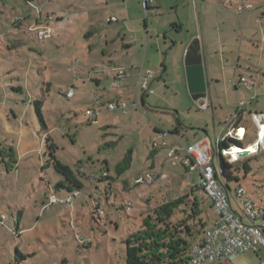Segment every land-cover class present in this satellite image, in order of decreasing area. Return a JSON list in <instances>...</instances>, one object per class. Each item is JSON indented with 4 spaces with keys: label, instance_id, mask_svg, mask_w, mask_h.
Wrapping results in <instances>:
<instances>
[{
    "label": "rangeland",
    "instance_id": "1",
    "mask_svg": "<svg viewBox=\"0 0 264 264\" xmlns=\"http://www.w3.org/2000/svg\"><path fill=\"white\" fill-rule=\"evenodd\" d=\"M5 1L9 6L8 19L5 20V16L0 14V22L5 24L4 27L0 26V102L4 100L13 106L18 119L29 124L27 130L34 133L36 142L32 145L33 151L29 156L22 160L15 159L14 154H11L13 149H10L14 147L12 136L0 132V215L5 216L4 227L0 226V264H125L129 236L142 228L143 218L170 197H183L189 205L193 198L200 202L199 220L203 227H199L196 221L193 222L191 230L195 234L191 242L195 244L201 238L203 230L215 220V214L208 200L203 198L201 190L190 189L189 184L196 178L193 176L188 180L187 169L179 163L166 167V148L159 149L158 157L154 158L152 142L158 136L156 128L165 133L158 142H171V135L185 146L205 137L213 142L224 130L229 119L234 117L232 98L235 92L232 87V92L224 93L223 86L219 87L215 83L208 86L205 97L211 105L208 109H200L198 101H193L188 92L183 60L181 65L182 45L178 43L192 31L197 33L200 28L194 18L196 9H193L189 25L184 24L181 33L170 32L169 26L167 27L173 33L176 45H172L173 39H163L151 31L145 44L146 35L143 33L139 63L142 62L144 48H148V53L153 55L147 56L145 60L146 63L149 60V66L145 64L144 68L160 74V79L154 81L152 94L147 95L146 106L128 109L126 113L109 111L108 115L98 117L96 122H89L84 118V104H74L58 93L60 89L67 88L74 82L71 70L74 61L79 60L83 64L87 53L86 39L82 37L84 31L91 30L96 34L98 47L95 53L98 55L102 38H106L108 44L111 39L115 40L117 46H120L116 26L121 21L107 23L106 20L112 13L118 18V10L101 9L95 14L97 21L93 23H90L91 20H78L66 27L62 38L56 42L36 40L35 44L23 43L16 48H12L10 42L8 49L5 43L12 27L22 23L20 18H24L15 14V6L22 11L28 10L35 17L37 12L33 7L38 4L32 0L29 4L25 0ZM67 1L58 3L60 9H66ZM258 1L261 7L256 3L253 13L261 17L264 24V0ZM149 19L150 17L146 18L143 14L141 28L144 20L146 26H149ZM223 21L225 34L220 37L219 47L216 49L222 59L218 67H231L227 68V72L231 73L236 69L242 72L246 67L253 73L259 58H264V37L260 27L255 20L251 24L244 22V26L240 27L234 15ZM55 34L53 27L52 37ZM157 36L160 40H156ZM156 41L159 46L155 44ZM110 47L108 46L109 49ZM117 53L120 54L121 51L118 50ZM157 53H160V58L156 56ZM160 61L165 65L166 72H162ZM210 62L218 63L216 60ZM39 64H43L44 68ZM35 108L40 110L43 123L36 115ZM245 111L247 138L239 143L241 147L252 144L257 131L247 110ZM44 122L51 128L47 134L42 131ZM47 136L55 147L54 159L63 167L66 166L81 186L80 194L71 207L48 204L51 195L62 199L69 193L65 188L57 187L61 181L66 186L67 182L51 161ZM5 139L8 141L4 145L2 140ZM260 143L262 144V140ZM7 155H11V158ZM214 161L217 163L216 156ZM153 162L157 166L166 167L165 182L159 183L162 194L141 200L140 205H133V209L124 211V203L132 197L125 193L122 200L120 193L123 192L119 186L126 179H133L137 172L148 171L150 168L147 166ZM244 164L248 168L247 172L244 171ZM8 165L14 168L13 171L9 168V171L6 170ZM235 166L238 168L233 171L236 180L228 181L227 185L232 189L236 186L243 187L263 206L264 151L243 157ZM103 170H108L113 179L114 197L109 204L100 202L103 215L98 218L93 214L90 193L91 196L95 192L102 194L107 189L102 187L97 190L92 187L88 190L91 184L84 175H99ZM184 216L185 214H179L173 220ZM18 219L20 224L17 225ZM196 229L199 230L198 234ZM81 239H84L83 242H79ZM86 240L91 242L89 246L83 244ZM263 256V251H246L234 257L231 264H258Z\"/></svg>",
    "mask_w": 264,
    "mask_h": 264
},
{
    "label": "crops",
    "instance_id": "2",
    "mask_svg": "<svg viewBox=\"0 0 264 264\" xmlns=\"http://www.w3.org/2000/svg\"><path fill=\"white\" fill-rule=\"evenodd\" d=\"M8 1L9 0H7V2ZM32 1H36L38 4V6L36 7L39 8V12L35 17L34 15H30L28 10L22 11L17 7V5L15 6V14L17 16L21 15L20 17L24 18H20L22 23L16 24V26L12 25L13 27L11 26L12 32L9 31L10 34L8 35L6 39L7 42L5 43V46L8 49L10 42H12V48H16L17 46L23 43H28L29 45H31L32 43L35 44L36 40L38 39L32 37L28 33H25L24 30L33 23L44 22L48 16L52 17L51 21H49V27L51 28L52 34L51 37L46 40H53L56 42L57 39L62 38L65 28L70 27L78 20H82L83 22L91 20L90 23H93L94 21H97V19H95V14L98 13L101 9H103V11H109L111 9L118 10L116 12L118 18L112 13L110 17L106 18V20L107 23H111L108 22V20L111 17H114L116 21L113 23H117L118 20L121 21V24L116 26L118 38L120 39V46H117V42L115 40L111 39L108 44L107 39L102 38L99 42L100 54L98 55V53H95L97 50L96 47H98V44L96 43L95 39L96 34L91 30L84 31L82 37L86 39L85 47L87 49V53L84 57L83 64L81 65V62L79 60L74 61L71 68L74 74V82H72L71 85L67 88L60 89L58 93L64 96L60 93V91H66L68 88H71L73 90V96L69 99L65 96L64 98L73 101V103L77 105L79 103L84 104L85 111H95L97 114L95 119L96 121L98 120V117H102L104 115L109 114L110 110H107L105 107V104L108 102H127L130 104L136 102L138 108L140 107V105L146 106L145 104L147 103V95L149 94H144L140 90L136 93V82L138 79V74L141 71V75L142 77H144L145 72L150 71L149 69L144 68L145 64L149 66V60L146 63L145 59H147V56L150 57L153 55V53H148V48H146V50L144 48L143 59L141 60L142 62L139 63V49L141 47L140 45L143 42V33L146 35L145 44L149 37V31H151L156 33L157 35H160L163 39H173L172 45H176L177 42L172 36L173 33L170 32L172 31L175 33H181L184 24H187V26L189 25V21L193 17L194 8L196 9L194 18L198 22L200 32L199 29L198 31L196 29L197 33H195V31H192L190 35H188V37H186L183 41H179L178 44L182 45L181 65L182 60L184 62L183 55L185 57V53L189 45L192 42L196 41L199 46V49L202 51L201 53L204 64L207 87L215 83L216 85H219V87L223 86L224 93L232 92L231 87L235 92V96L232 98V100L234 101V106L232 109L234 112V116H237L234 126L242 127L245 129L246 135L243 141H245L247 138V129L244 124V115L246 114L245 110H247L250 117L253 114L264 113V62L262 63V61H264L263 56L259 58V63L257 64L253 73L246 67L243 68L242 72L236 69L233 70V73H231L229 71L227 72V68L231 69V67H218V64L222 59L219 58V53H217L218 50H216L219 47V41L221 40L220 37L222 36V34H225L223 20L225 18H228V16L230 15H234L237 18V23L240 27L241 25L244 26V22L245 24H251L252 21L255 20V23L258 27H260L264 37L263 21H261V17L259 18L253 13L257 7L256 3L259 5L258 0H247V3L251 4L252 8L250 10L243 11L239 14H236L233 8L231 7H221L215 3H210L204 0H198L197 3H195L194 0H152V2L148 4L149 10L146 11V14L144 13V8L142 5L143 0H68L66 5V9L68 10L60 9V6L58 5L59 2H63L64 0ZM1 2L2 3L0 4V14L4 15V19L7 20V12L9 6L5 0H1ZM51 3H53V5ZM259 7H261V5H259ZM141 13H143L144 17L146 18L150 17V21L148 22L149 26H146L145 20L143 21L144 30L143 28H141V19L143 18V14ZM262 15L264 16V14ZM177 22L179 23V25H176ZM4 25L5 24L2 23L0 24L1 27H4ZM53 27L56 32L55 37H52ZM167 27L170 28V32L167 30ZM242 29L245 30V28ZM157 38L158 39L156 40H160L159 36H157ZM204 41L205 44H203ZM155 44L159 46V42L156 41ZM108 46H111L110 49L108 48ZM118 50L121 51L120 54L117 53ZM106 51L108 52L105 54ZM116 55H119L120 57L117 58ZM156 56H159L160 58V53H157ZM210 60H216L218 63L214 62V64H212ZM39 65L41 68H44L43 64ZM159 66L162 67V72H166L167 69L161 61L159 62ZM218 68L221 70V72L220 70H218ZM119 69H122L123 72L121 77L119 78L120 86H118L117 88H113L112 83L118 76ZM159 76L160 74L156 73L154 78L149 81V88L151 90L154 81L160 79ZM246 80H252L254 82V85L250 88H246L243 85V82ZM41 91L43 92V88H41ZM46 91H49L48 87L46 88ZM43 95V97H45V94ZM96 95H98L97 100H95ZM27 102L28 104L30 103L29 97ZM240 102L243 103V106L239 108ZM12 108L13 106H10L4 100L0 102V132L6 136H12V142L14 144V147L12 146L10 149H13L15 159L22 160L31 154V152L33 151L32 145L36 142V139L34 133L30 130H27V128L30 127L29 124H26L22 120L20 121L16 116V113L14 112V108ZM133 108L136 109L135 106L130 105L125 109V113L126 111H128V109ZM84 118L89 120V122H92L90 117L84 115ZM50 129L51 128H49L48 125H46V123L44 122V126L42 127V131L44 132V134L49 133ZM155 131L158 135L155 138L157 141L160 139V137L165 136V133L162 130L156 128ZM171 137V142L164 140L169 145L173 144L174 137L173 135ZM203 139H206V137ZM6 141L8 140H2L4 145ZM46 142L48 144L47 147L49 148V151H51L49 152L51 161L53 163L54 161L57 162L54 159L55 147L50 142L48 136L46 137ZM40 147L41 143L39 142V150ZM158 152L159 149H154V158L158 157ZM131 153L132 152H130L129 157H131ZM13 163L15 164V162ZM157 165L158 164L153 162L148 165L147 168H151ZM13 169L14 168L11 167L10 171H13ZM138 173L140 174L141 172H137V175H139ZM104 174L107 175V177H105ZM77 175L81 176L79 173H77ZM73 176L71 180L73 181L74 186L79 187L81 189V186H79L78 182L76 181V177ZM93 176L95 177V180L92 183V186L94 187V189L97 190L101 189L102 187H105L107 189L104 192L103 196L104 202L109 204L114 195L112 193L113 179L109 175L108 170H103L100 172L99 175ZM193 176L196 178L195 174H193L191 177ZM87 177L88 176L84 175V178L88 179ZM133 179L128 178L119 186L121 191L123 192V194L120 193V198L122 200H124L123 195L125 193H127V195H131L132 198L126 200L125 202L132 203L131 209H133V205H140L142 203L141 200L145 201L149 197L159 196L160 194H162L163 190L159 189V183L150 187H137L134 191H130L127 188L126 184L132 181ZM195 182L196 180L192 181L191 184H189V187L191 190L198 191L200 189L193 186ZM88 190H90V187ZM140 190L144 191L140 192ZM67 195L63 196V198ZM137 195H140V198H137ZM203 196V198L206 199L204 194ZM195 199L200 204L197 198ZM17 221V225L20 224V220L18 219Z\"/></svg>",
    "mask_w": 264,
    "mask_h": 264
},
{
    "label": "built area",
    "instance_id": "3",
    "mask_svg": "<svg viewBox=\"0 0 264 264\" xmlns=\"http://www.w3.org/2000/svg\"><path fill=\"white\" fill-rule=\"evenodd\" d=\"M25 1L27 4L30 3V0ZM197 1L194 0L195 3ZM204 1L215 3L221 7H231L236 14L252 8V5L247 3V0ZM151 2L152 0H143L142 5L145 14L149 10L148 4ZM33 8L35 12H39L38 7ZM51 19L52 17L48 16L44 22L33 23L24 32L38 40H46L52 34L51 28L49 27V21ZM115 21L116 19L114 17L108 20V22ZM122 73V69H119L118 76L112 83L113 88L120 86L119 78ZM154 76L155 74L153 72L146 71L144 77H142L140 71L136 82V93L140 90L144 94H152V90L149 88V81ZM243 85L246 88H250L254 85V82L252 80H246L243 82ZM60 93L68 99L73 96V90L71 88H68L66 91L61 90ZM97 99L98 95L95 97V100ZM198 104L200 109H208L210 107V103L205 99L198 100ZM130 105L138 108L136 102L133 104L127 102H108L105 104V107L110 111L120 110L122 113H125V109ZM242 106L243 103L240 102L239 108ZM85 115L90 117L92 122H96L97 114L95 111L87 110L85 111ZM236 118L237 116H234L229 119L224 130H222L221 134L213 142L207 138L186 146L175 138H173L172 145L167 144L165 141L158 142L154 140L152 142L153 149H167L165 154L167 159L166 167H172L179 163L187 169L186 178L188 180L193 174L196 175V182L193 186L202 191L215 214V220L208 228L203 230L201 238L192 245L187 264H231L232 259L240 253L246 251L264 252V205L261 206L243 187L236 186L232 189L226 184H221L217 179L219 170L217 163L214 161L213 149L220 143L227 139L236 142L230 145L228 143L226 148L216 150L217 155H220L228 164L235 165L243 159V157L238 156V158L233 160L231 157L232 153H230L233 146H240L239 143L244 140L246 135L244 128L234 126ZM251 120L257 128V131L255 140L250 145H255L256 151L249 153V155H257L264 151V138L262 139V144L256 145L260 140L261 132L264 130V113L251 115ZM248 146H240L239 150H246ZM166 167H151L148 171L140 173L132 181L128 182L126 184L127 188L130 191H134L137 187H150L163 182L166 178ZM104 176L107 177L105 174ZM87 178L90 181L91 189L95 177L90 175ZM104 192L102 194L95 192L91 196L90 203L96 208L99 217L103 215L100 202L104 201ZM79 194L80 191H74L62 199L51 195L48 204H61L64 207H71ZM255 194H258V192H255ZM137 198H140V195H137ZM131 208V202L124 203V211H129ZM4 222L5 216L1 214L0 226L4 227ZM83 240L81 239L79 242H83ZM89 242V240H86L83 244ZM258 264H264V256L259 260Z\"/></svg>",
    "mask_w": 264,
    "mask_h": 264
},
{
    "label": "trees",
    "instance_id": "4",
    "mask_svg": "<svg viewBox=\"0 0 264 264\" xmlns=\"http://www.w3.org/2000/svg\"><path fill=\"white\" fill-rule=\"evenodd\" d=\"M35 113L42 122L40 110L35 108ZM43 123V122H42ZM176 132V131H175ZM235 144V141L227 139L213 149L214 156L217 157L218 181L226 184L235 179L233 171L238 170L235 165L228 164L220 155H217V149L226 148L227 144ZM2 154V153H1ZM13 154V153H11ZM1 156V155H0ZM11 158V155H7ZM54 167L66 180V184L60 182L57 187L65 188L68 193L80 191L79 187L74 186L71 180L72 175L66 167L61 166L54 161ZM11 166L8 165L7 171ZM244 171L247 172L246 164L243 165ZM183 197L169 199L157 205L142 220V228L129 236L127 240L125 264H187L190 249L193 245V234L191 228L193 222H197L199 227V215L201 214L200 204L193 198L190 205L184 201ZM92 205V204H91ZM93 206V205H92ZM187 209H181V208ZM123 208V207H122ZM93 214L97 215L96 208L93 207ZM179 214H185L174 221L173 219ZM99 218V216L97 215ZM189 223H192L190 226ZM2 227V226H1ZM198 234L199 230H195ZM202 232V231H201ZM91 242L84 244L89 246Z\"/></svg>",
    "mask_w": 264,
    "mask_h": 264
},
{
    "label": "water",
    "instance_id": "5",
    "mask_svg": "<svg viewBox=\"0 0 264 264\" xmlns=\"http://www.w3.org/2000/svg\"><path fill=\"white\" fill-rule=\"evenodd\" d=\"M184 65H185L186 85L192 100L198 101L200 99H205L207 83L205 78V71H204V64L202 60L201 50L199 49V46L196 41L192 42L189 45L185 53ZM248 155L249 153L247 151H244L240 153L238 156L245 157Z\"/></svg>",
    "mask_w": 264,
    "mask_h": 264
},
{
    "label": "bare ground",
    "instance_id": "6",
    "mask_svg": "<svg viewBox=\"0 0 264 264\" xmlns=\"http://www.w3.org/2000/svg\"><path fill=\"white\" fill-rule=\"evenodd\" d=\"M264 138V130L261 132V136H260V140L256 145H260L261 140ZM240 147L238 146H233L230 153H232V159L235 160L236 158H238V155L244 151H247L248 153H254L256 151V146L255 145H250L246 148V150L244 151H240L239 150ZM237 153V154H236Z\"/></svg>",
    "mask_w": 264,
    "mask_h": 264
}]
</instances>
